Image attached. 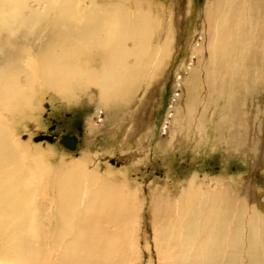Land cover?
I'll return each instance as SVG.
<instances>
[{"label": "bare ground", "instance_id": "obj_1", "mask_svg": "<svg viewBox=\"0 0 264 264\" xmlns=\"http://www.w3.org/2000/svg\"><path fill=\"white\" fill-rule=\"evenodd\" d=\"M192 9V0L177 10L161 0H0V264H264V213L231 177L193 172L175 193L155 180L146 196L141 176L101 171L97 156L52 166L9 123L40 87L74 100L86 91L112 119L140 92L119 143L135 140L122 156L132 167L149 163L154 148L167 158L183 144L196 157L218 147L257 154L264 107L252 89L264 83V0H204L181 45ZM180 51L165 137L151 149L156 126L143 113L160 105L154 87Z\"/></svg>", "mask_w": 264, "mask_h": 264}, {"label": "rangeland", "instance_id": "obj_2", "mask_svg": "<svg viewBox=\"0 0 264 264\" xmlns=\"http://www.w3.org/2000/svg\"><path fill=\"white\" fill-rule=\"evenodd\" d=\"M161 1L164 2L165 7L171 4L174 6V9L177 10L179 5H181V3L185 0ZM203 4L204 0H192V7L194 9L193 16H190L187 20V29L185 31V36L181 40V45L185 44V41L192 29V20L194 19L196 12L203 6ZM33 50H37V47L34 46ZM181 58L182 51H180L179 55L173 60V62H168L170 68L168 75L166 76L167 78L163 80L161 85L154 87L155 98H159L160 105H156L153 114L150 107H146V110H144L143 113L145 119L147 118L149 120L152 117V124L156 126L154 129V137L152 138L153 141H151L150 144L151 149L156 146V143L161 136L162 138L165 137L163 131L164 129H162L163 122L166 110H171L169 106L172 90H174L173 82L176 79L175 70ZM20 83L22 85L24 84L22 76H20ZM244 84L245 82L242 81L241 85L244 86ZM37 86L38 84L35 82L34 88H37ZM262 87L263 90L261 89ZM175 90L179 89L175 88ZM252 90L255 91V100L257 102L259 101V105L264 107V83L259 88H253ZM37 91L38 93H35L36 97L34 98V106L22 110L19 109L13 114H10V118L13 119L10 120L9 123L14 129V135L16 138L18 137L20 141H28L33 148H37L41 151L44 150L47 154H49L51 156V164H54L52 166H57L61 163L60 160L62 159H80L83 157H86L91 165L94 162H92L93 158L97 156L98 160L97 158H95V160L100 163L101 171H104V169L108 166H111L116 170L127 169L132 176L135 174H138L137 176L139 177L141 176V181L142 183L144 182L143 184L145 186L142 191L146 196L148 194L147 185L151 181L155 180V182L159 181L161 183H163V180L165 179H167L168 182L171 181L170 184L172 183L173 185H171V191L172 193H175L177 191V188L175 187L193 172H198L199 175L207 174L211 176H224L226 178L231 177L234 181V187L237 186L238 183H241V185L238 186L242 188L241 189L239 187L240 192L246 194L247 205H255L259 212L262 214L264 213V128L261 132L262 139L259 140V145H257V154L245 153L243 151H235L234 153L231 151L230 153H226L225 148L218 147L219 149L217 148V151L209 148L210 150L208 149L207 152H204L205 150L203 148H199L201 153L199 154L200 156L196 157L195 154L197 151H194L191 147H185L183 144L180 150L181 152L179 150L171 152L166 155L167 158L163 155L160 156V154L153 153L155 150L154 148L151 151L153 154H150L151 159L149 156V163H140L136 167H132L131 161L129 159H125V157L133 150L135 140L127 141L128 147L120 144L123 137V129L128 124L127 121H129V114L133 113L135 107L137 106V96L140 92L137 96L130 100L128 108L122 105L123 107L121 106L117 110V120L112 119V111L109 113L108 110H96L95 104H90L88 100H86L88 99L87 97H89L86 91V95L84 92L80 93V98L78 100H74L72 97H65L64 99L55 91L46 87H40V90ZM247 92L248 90H244L243 92L240 90L243 97H245ZM243 97L240 98L237 103L240 107L244 101ZM247 101L248 106H250L251 100L248 99ZM254 106H256V104H254ZM118 113H120V115ZM89 121H91L94 125L101 126L99 128V132L93 134L89 133ZM114 121H119L121 126L117 130H109V124L112 125ZM38 134H50L53 136V140L49 141L46 138L35 140L34 136ZM65 134H75L77 136V144L74 150H70L60 143V137ZM206 146L209 147L208 145ZM127 149H131V151H128ZM183 149L184 152H182ZM98 151L101 155L98 154ZM140 156L141 154H139L137 158ZM166 160H168V162ZM150 163L153 164L151 165ZM174 178L179 179L176 180ZM48 192L51 193V189ZM145 203L147 204L148 200H146ZM146 206L147 205L144 206L143 216L140 218V226L142 229L141 235L143 234L144 227L148 229L149 218ZM41 208L40 204V213L42 212Z\"/></svg>", "mask_w": 264, "mask_h": 264}, {"label": "water", "instance_id": "obj_3", "mask_svg": "<svg viewBox=\"0 0 264 264\" xmlns=\"http://www.w3.org/2000/svg\"><path fill=\"white\" fill-rule=\"evenodd\" d=\"M52 137L53 136L50 134H38L34 136V139L38 140V139L46 138L49 141H51L53 140ZM59 141L63 146L68 147L69 149H73L76 146L75 143L77 141V136L75 134H65L62 137H60Z\"/></svg>", "mask_w": 264, "mask_h": 264}]
</instances>
